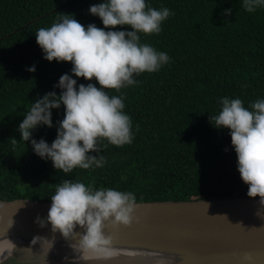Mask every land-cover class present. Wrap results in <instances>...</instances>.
<instances>
[{
	"label": "trees",
	"instance_id": "obj_1",
	"mask_svg": "<svg viewBox=\"0 0 264 264\" xmlns=\"http://www.w3.org/2000/svg\"><path fill=\"white\" fill-rule=\"evenodd\" d=\"M100 2L0 0V203H50L63 179L131 192L139 202L249 197L228 130L209 120L220 110L222 96L239 97L246 107L264 98V7L248 12L242 0H147L173 14L159 33H140L141 42L170 60L156 72L134 74V85L106 89L110 95L123 93L133 139L122 146L101 139L103 167L64 173L20 140L18 125L31 103L50 91L59 94L53 85L62 74L71 75L70 62L43 58L37 29L51 26L61 14L103 28L88 11ZM33 65L35 72L27 71ZM63 117V105L53 109V127H38L33 138L50 144Z\"/></svg>",
	"mask_w": 264,
	"mask_h": 264
},
{
	"label": "clouds",
	"instance_id": "obj_2",
	"mask_svg": "<svg viewBox=\"0 0 264 264\" xmlns=\"http://www.w3.org/2000/svg\"><path fill=\"white\" fill-rule=\"evenodd\" d=\"M242 4L246 11L254 12L264 7V0H242ZM88 11L101 20L103 28L94 23L84 26L73 14H61L51 26L37 29L36 43L43 58L70 62L71 75L62 74L53 85L61 90L59 94L50 91L33 101L17 129L20 140L30 143L37 156L50 160L55 169L64 173L77 167H103L105 158L100 151L106 145L100 143L101 139L115 146L132 142V121L124 111L123 93L110 95L106 89L119 91L134 85L138 83L134 74L156 72L170 60L166 52L142 43L140 37V33H159L162 22L173 14L169 8H154L147 0H101L90 5ZM231 11L225 9L224 14ZM27 71L35 72V65ZM73 76L89 83L78 84ZM93 80L100 87L91 83ZM218 103L220 110L209 115V120L215 128L228 130L247 195L259 197L264 205V98L247 107L239 97L222 96ZM62 105L64 117L57 123L55 139L49 144L43 138H33L38 127H53L52 110ZM50 200L47 223L53 232L75 240L71 247L78 249L80 258L85 260L89 253L109 256L111 237L105 235L106 227L130 225L136 209L131 192L93 189L69 179L57 184ZM36 223L44 226L45 220L37 217ZM77 226L84 231H74ZM36 239L44 238H33ZM243 260L251 264L252 257L246 254Z\"/></svg>",
	"mask_w": 264,
	"mask_h": 264
},
{
	"label": "water",
	"instance_id": "obj_3",
	"mask_svg": "<svg viewBox=\"0 0 264 264\" xmlns=\"http://www.w3.org/2000/svg\"><path fill=\"white\" fill-rule=\"evenodd\" d=\"M202 200L206 203L135 201L130 225L105 229L111 254L91 260L76 255L79 250L71 247L75 240L52 231L46 220L51 202H1L0 264H248L246 254L251 264H264V205L259 197ZM37 217L45 220L44 226L36 223ZM74 231L84 230L77 226ZM131 254V260L114 259Z\"/></svg>",
	"mask_w": 264,
	"mask_h": 264
},
{
	"label": "bare ground",
	"instance_id": "obj_4",
	"mask_svg": "<svg viewBox=\"0 0 264 264\" xmlns=\"http://www.w3.org/2000/svg\"><path fill=\"white\" fill-rule=\"evenodd\" d=\"M5 255H8V254H5ZM77 256H79L80 257V252L78 251L77 252V254H76ZM88 256H89V259L91 260V259H93L95 256H97V255H95V254H92V253H89L88 254ZM102 258H105V257H103V256H101ZM123 257H125V258H129V260H131L130 258L131 257H133V254H131V255H127V256H117V255H115L114 256V259H120V258H123ZM100 264H106V263H104V261H102ZM107 264H111V263H107ZM115 264V263H114Z\"/></svg>",
	"mask_w": 264,
	"mask_h": 264
}]
</instances>
